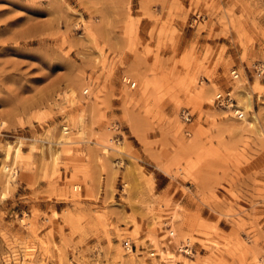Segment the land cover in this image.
Instances as JSON below:
<instances>
[{"label":"rangeland","instance_id":"obj_1","mask_svg":"<svg viewBox=\"0 0 264 264\" xmlns=\"http://www.w3.org/2000/svg\"><path fill=\"white\" fill-rule=\"evenodd\" d=\"M1 123L0 264H264V0H0Z\"/></svg>","mask_w":264,"mask_h":264},{"label":"bare ground","instance_id":"obj_2","mask_svg":"<svg viewBox=\"0 0 264 264\" xmlns=\"http://www.w3.org/2000/svg\"><path fill=\"white\" fill-rule=\"evenodd\" d=\"M258 69V68H257ZM261 69V68H260ZM260 69H258V72H261V73H263V70L262 71H260ZM235 73L236 72H231L230 74H231V76H233L232 78L233 79H238V76H236L235 75ZM123 81L124 82H126V79H123ZM129 82V84H130V81H128ZM132 85H133V87H134V84L133 83H131ZM230 87V89H232L231 91H232V93L233 94H235V95H237V97L236 98H238V101H239V103H240V107L243 109L242 111H247L248 110V100H247V94H246V88L243 86V83H241V82H239V81H235V83H234V85H232V87L231 86H229ZM130 89H132V88H130ZM227 93H228V95L230 96V98L234 101V103H235V109H234V112L233 111H231V113L233 114V116H236L237 114H239V116H236L237 117V119H241V120H243L245 117H244V115H246V113L244 114V112H240V111H238V108L239 107H237V105H236V102H235V100L232 98V96H231V94H230V92L228 91V90H225ZM225 91H222V92H225ZM72 92V91H71ZM222 92H218V93H216L215 95H217V94H219V93H222ZM87 93V91H85L84 92V94H86ZM74 95V94H73ZM215 97V96H214ZM65 99V98H64ZM214 99V98H213ZM65 101V100H64ZM238 103V104H239ZM224 111H230L229 109H226V110H224ZM183 112V111H182ZM236 113V114H235ZM244 117V118H243ZM76 118V117H75ZM74 118V119H75ZM73 121V120H72ZM244 122H245V119H244ZM242 123V122H241ZM1 126L3 125V123H1L0 124ZM72 126H73V129H75V136L77 137V138H79V139H81L83 136H84V132L82 131V130H84V128L83 129H81V124H80V122L79 121H73V123H72ZM57 133V132H56ZM58 135H57V137H58V140H59V144L60 145H72V142H71V137H69V135L71 134V129H68V127H62L61 129H60V131L57 133ZM19 146H17L14 150H13V162L14 163H16L19 159H20V156H21V145L20 144H18ZM59 158H60V154L59 153H56L54 156H53V164H56V162L59 160ZM12 162V163H13ZM10 166H12V167H14V164L13 165H10ZM9 166V167H10ZM9 167H7L6 165L4 166L3 165V167L1 168V170H0V173L1 174H3L2 175V177H3V184H4V187H9L10 185H11V183H12V180H13V176H14V169L13 168H9ZM16 174V173H15ZM2 179V178H1ZM78 189H80L78 186L77 187H74V189H73V192H76ZM5 194V193H4ZM2 195V198L5 196V195ZM169 232V231H168ZM173 233H175V231L173 230V231H171V232H169V234L168 235H171L170 237L172 238V239H175V238H177L178 239V237H175L174 236V234ZM176 241V240H175ZM173 242V241H172ZM177 242V241H176ZM152 243V242H151ZM157 243V242H156ZM157 245V244H156ZM156 248V247H155ZM180 249V248H179ZM157 250H159V249H157ZM161 250V249H160ZM15 253V252H14ZM161 253V252H160ZM164 254H162V256L164 255L166 258H165V260L166 261H168V263L167 264H174L175 262L173 261V259L174 258H172L173 256L170 254V253H167V252H163ZM188 254H189V252H188ZM12 255V254H11ZM16 256V255H15ZM14 256V257H15ZM151 256H153V254H151ZM172 256V257H171ZM16 258V257H15ZM131 259V258H130ZM132 260V259H131Z\"/></svg>","mask_w":264,"mask_h":264},{"label":"built area","instance_id":"obj_3","mask_svg":"<svg viewBox=\"0 0 264 264\" xmlns=\"http://www.w3.org/2000/svg\"><path fill=\"white\" fill-rule=\"evenodd\" d=\"M202 18L199 15H195L192 20L191 23H195L196 21H200ZM258 73V71H257ZM260 75V74H259ZM126 84L128 86H130V88H133V85L127 81ZM212 106L216 109H220V110H226L229 109L230 111H234V107H235V103L234 101L230 98V96L228 95V93L222 92L219 93L217 95H215L214 99L212 100ZM236 114V113H235ZM236 116H239V114H237ZM179 118L181 120V122L183 124H187L190 122L192 115L189 114L188 111H183L180 112L179 114ZM121 248L123 249L124 252H135V247L133 246V244L131 243H126L123 242ZM179 251L183 254L186 255L187 252L191 253V248L187 245V243L185 242L184 244L182 243L180 245V249Z\"/></svg>","mask_w":264,"mask_h":264}]
</instances>
